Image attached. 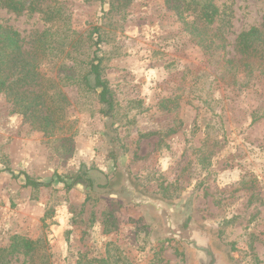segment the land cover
Wrapping results in <instances>:
<instances>
[{
	"label": "rangeland",
	"instance_id": "1",
	"mask_svg": "<svg viewBox=\"0 0 264 264\" xmlns=\"http://www.w3.org/2000/svg\"><path fill=\"white\" fill-rule=\"evenodd\" d=\"M195 3L38 0V12L21 14L0 4L2 26L22 40L0 69V168L47 184L26 188L0 174V247L24 236L42 241L49 264H188L139 205L112 195L125 174L132 190L193 197L236 264H264V76L245 78L236 45L261 28L264 0H213L211 26ZM96 27L110 104L100 90L62 81L90 71ZM216 35L224 48L212 52ZM85 173L93 193L72 185ZM28 261L20 254L7 264Z\"/></svg>",
	"mask_w": 264,
	"mask_h": 264
},
{
	"label": "trees",
	"instance_id": "2",
	"mask_svg": "<svg viewBox=\"0 0 264 264\" xmlns=\"http://www.w3.org/2000/svg\"><path fill=\"white\" fill-rule=\"evenodd\" d=\"M37 1L38 0H34L29 5H26L24 0H0V4L16 14H21L25 11L36 13L39 10L37 7ZM193 11L198 13L199 19L209 26L214 24L219 15V10L216 5H214L213 0H196ZM46 20L51 21V17H48ZM187 27L192 36L199 39L202 47L208 46L197 27L194 25H187ZM94 35L97 37L92 39V45L96 47V51L93 54L94 58L91 63L90 71L84 73L81 76V80H76L77 78L75 77L64 75L62 81L67 85H78L81 83L85 88L94 92L100 90L99 97L101 102L110 104L111 94L107 82L102 78V58L98 56V52L101 50L103 42L102 34L98 27L94 29ZM215 37L216 38L212 40L211 45H209L212 52H217L218 49L224 48L222 40L219 39L221 37L219 35H216ZM21 41L18 32L6 30L0 22V69L3 63L6 62L4 60L5 57H15L21 54ZM236 45L238 52L241 54L244 61V71L248 72L245 78L248 80V78L255 72H259L258 75L264 76V19L261 28L252 27L248 31L242 32L237 38ZM4 54L5 56H3ZM229 62L232 63L231 61ZM92 76H94V85L90 84V77ZM5 87L6 82L0 81V94ZM36 104V109H39L41 108L39 106L43 103L37 102ZM40 126L42 130L46 131L50 128V115L43 117ZM0 174H8L15 180H21L26 188L47 186V184H42L32 179L24 172H14L7 167L0 168ZM59 182L65 184L66 188H70V185L67 184V182L65 183L64 180H60ZM72 185H74V183ZM43 247L40 239L33 240L24 236H15L7 247H0V264H7L12 257L20 254L28 257V264H49L50 256L46 253L45 248Z\"/></svg>",
	"mask_w": 264,
	"mask_h": 264
},
{
	"label": "flooded vegetation",
	"instance_id": "3",
	"mask_svg": "<svg viewBox=\"0 0 264 264\" xmlns=\"http://www.w3.org/2000/svg\"><path fill=\"white\" fill-rule=\"evenodd\" d=\"M128 177L124 174L122 181L119 179V185L116 183L119 188L112 195L120 196L125 203L129 200L139 205L150 223L156 225L154 235L159 240H172L183 246L188 264H236L230 248L220 241L218 233L197 216L193 197L166 200L136 187L132 190ZM76 180H83L92 190L96 187L86 173ZM103 185L106 186L101 190L108 193L109 183Z\"/></svg>",
	"mask_w": 264,
	"mask_h": 264
},
{
	"label": "water",
	"instance_id": "4",
	"mask_svg": "<svg viewBox=\"0 0 264 264\" xmlns=\"http://www.w3.org/2000/svg\"><path fill=\"white\" fill-rule=\"evenodd\" d=\"M66 182H68V183H70L71 181H66ZM58 184H62L61 182H58ZM83 186L84 188H86V187H88V185L83 181V180H78V181H76V182H74V186L75 187H77V186ZM83 188V189H84ZM87 192L89 193H93V191H92V189H90V188H88V190H87Z\"/></svg>",
	"mask_w": 264,
	"mask_h": 264
}]
</instances>
